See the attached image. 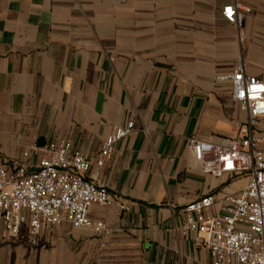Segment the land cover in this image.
I'll return each mask as SVG.
<instances>
[{
  "label": "crops",
  "instance_id": "obj_1",
  "mask_svg": "<svg viewBox=\"0 0 264 264\" xmlns=\"http://www.w3.org/2000/svg\"><path fill=\"white\" fill-rule=\"evenodd\" d=\"M235 3L251 9L240 29L223 16ZM239 62L262 75L264 0H0V166L36 164L26 151L67 139L115 199L92 209L104 235L64 224L41 255L0 221V264H213L183 209L247 182L203 174L188 142L247 125L229 79ZM130 121L95 180L105 140Z\"/></svg>",
  "mask_w": 264,
  "mask_h": 264
},
{
  "label": "built area",
  "instance_id": "obj_2",
  "mask_svg": "<svg viewBox=\"0 0 264 264\" xmlns=\"http://www.w3.org/2000/svg\"><path fill=\"white\" fill-rule=\"evenodd\" d=\"M250 13V8L239 3L223 9L224 19L239 29ZM229 79L234 100L248 115L247 125L236 138L192 137L188 144L203 174L241 178L247 185L236 195L220 199L206 195L187 205L183 209V233L204 237L213 264H264V153L255 130L257 124H264V70L260 77L250 76L239 62ZM134 130V122L130 121L105 140L95 180L112 158L116 144ZM32 153L39 156L36 164L0 166V221L6 238L12 243L36 246L64 224L104 235L107 226L91 217L92 209L111 206L115 199L105 185L87 179L93 161L75 151L67 139L26 151L24 157L30 159ZM214 208L218 209L216 214L211 213Z\"/></svg>",
  "mask_w": 264,
  "mask_h": 264
},
{
  "label": "rangeland",
  "instance_id": "obj_3",
  "mask_svg": "<svg viewBox=\"0 0 264 264\" xmlns=\"http://www.w3.org/2000/svg\"><path fill=\"white\" fill-rule=\"evenodd\" d=\"M54 235V234H53ZM52 235V236H53ZM52 236H50V237H52ZM50 237H48V238H46L45 240H42L41 242H39L36 246H32L33 247V249H34V251L35 252H38L37 254H42V251H44V250H48V248H49V244H50V242H47V240L48 239H50ZM15 246V245H14ZM20 247V246H19ZM33 249L31 250L30 248L28 249V248H24V249H22V248H20L19 250H20V257L21 258H26L27 256H29V255H31L32 253V251H33ZM1 251V250H0ZM3 251H5V249L3 250ZM1 253V252H0ZM15 254V253H14ZM5 257V256H4Z\"/></svg>",
  "mask_w": 264,
  "mask_h": 264
}]
</instances>
